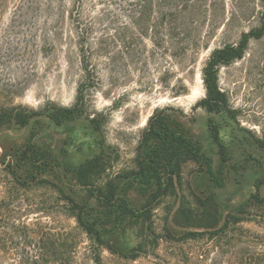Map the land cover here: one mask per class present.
I'll return each instance as SVG.
<instances>
[{
    "label": "rangeland",
    "instance_id": "rangeland-1",
    "mask_svg": "<svg viewBox=\"0 0 264 264\" xmlns=\"http://www.w3.org/2000/svg\"><path fill=\"white\" fill-rule=\"evenodd\" d=\"M236 1L227 0L228 8H247L252 16L237 20L229 27H220L211 37L210 48L200 49L188 61L174 64L171 71H168L169 58L153 53L148 38L140 44L143 55L136 54L131 38L124 36L123 21L127 18L122 17L112 27L100 26L93 40L95 82L86 90L84 112L57 124L47 114L52 106L75 103L77 87L84 75L73 27L66 14L58 19L55 10L44 6L46 0H0V109L24 107L41 113L25 126L15 122L0 126V176L5 184L10 185L13 176L2 173L4 161L17 167L19 173H31L36 168L32 152H27V159L16 156L32 146L47 151V177L58 178L70 193L73 169L97 152L101 137L118 149L120 158L112 170L115 173L131 165L149 116L156 108L170 107L175 120L200 140L212 156L222 185L200 175L195 171L198 166L189 163L184 169L178 196L164 198L153 215L157 232L163 235L155 254L121 262L104 250L106 261L113 264H264V207L262 210L255 207L252 213L241 212L243 205L251 202L257 186L264 194V144L260 142L264 138V36L251 39L242 58L219 69V85L229 96V110L215 114L196 106L206 95L202 68L211 50L238 41L243 31L259 23L260 0ZM118 32L120 35L116 37ZM92 118L100 123V132L93 128ZM210 120L217 123L220 139L226 145L225 162L210 134ZM6 185L0 187L1 198L6 197ZM28 185L29 189L16 200L20 209L9 212L13 216L8 221L13 222L14 216L20 217L37 235L75 227L74 219L64 213L65 201L59 192L31 179ZM138 192L133 194L141 198ZM73 194L86 198L88 192ZM208 195L216 200L222 219L220 225L227 220L225 229L211 237L205 232L209 219L204 215L195 217L190 225L186 222L187 227L182 226L184 219L180 215L179 221H183L176 224L173 215L181 203L194 204L199 197ZM165 227L177 237L187 231H204L205 235L173 240L166 237ZM138 230L128 232L125 237L128 245L138 243ZM79 235L80 251L84 252L90 241Z\"/></svg>",
    "mask_w": 264,
    "mask_h": 264
},
{
    "label": "trees",
    "instance_id": "trees-1",
    "mask_svg": "<svg viewBox=\"0 0 264 264\" xmlns=\"http://www.w3.org/2000/svg\"><path fill=\"white\" fill-rule=\"evenodd\" d=\"M98 5L101 8L97 9ZM44 6L55 10L58 19L67 15L77 39L85 79L78 84L73 105L52 106V111L47 114L57 124L84 112L86 90L95 82L93 40L100 26L112 27L118 25L122 17L127 18L123 21V32L125 38H131L136 54L143 55L140 44L148 38L153 53L169 58L168 71H171L174 64L188 61L200 49L210 48L211 37L220 27H229L252 14L247 8L238 6L229 9L227 0H46ZM260 6L258 25L243 31L238 41L211 50L202 68L206 95L197 101V107L215 114L229 110V96L219 85V69L242 58L251 39L264 36V0H260ZM115 29L118 31L117 27ZM118 35L119 32L115 34ZM170 110V107L154 110L141 132L131 165L115 173L112 170L120 158L118 149L101 137L97 152L73 169L74 183L70 186V193L66 190L67 185H62L58 178L47 177L49 155L46 150L30 146L16 153V156L27 159V152H32V163L36 168L31 173H19L17 167L4 161L2 173L13 178L10 185H6L8 182L5 184L0 176V187L6 185L7 189L6 197H0V264H88L90 261L92 264H113L106 261L104 250L121 262L136 261L152 254L163 236L157 232L153 215L164 198L178 196V189L184 182V169L189 163L198 166L195 171L200 175L222 185L214 170L212 156L205 151L200 140L175 120ZM38 114L41 113L24 107L0 109V126L8 122L25 126ZM91 123L96 131H101L97 119L92 118ZM209 131L225 162L226 145L222 143L219 127L213 120H210ZM260 142L264 144V138ZM30 179L63 196L64 213L74 219V228L49 230L37 235L20 217L15 219L14 216L13 222L8 221L13 216L9 212L20 209L16 200L29 189ZM79 190L87 191V197L77 198L73 193ZM136 190L141 198L134 196ZM250 201L243 205L242 213H252L251 209L262 210L264 207V194L259 186ZM189 203H181L174 213L173 220L177 225L183 221H179L180 215L184 219L182 226L186 227L195 217L204 215L209 219L205 232L211 237L228 226L227 220L220 225L222 219L213 196L199 197L198 202ZM134 228L140 229L137 234L140 240L130 246L125 237ZM165 229L166 237L173 240L184 241L205 235L204 231H187L177 237L168 227ZM79 234L90 241L84 252L80 251L82 240ZM8 243L17 246L10 247Z\"/></svg>",
    "mask_w": 264,
    "mask_h": 264
}]
</instances>
